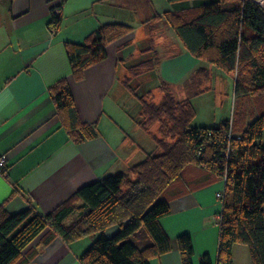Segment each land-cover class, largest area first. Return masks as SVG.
<instances>
[{"label": "crops", "instance_id": "0c3cea01", "mask_svg": "<svg viewBox=\"0 0 264 264\" xmlns=\"http://www.w3.org/2000/svg\"><path fill=\"white\" fill-rule=\"evenodd\" d=\"M211 1L65 0L60 30L53 34L47 24L50 8L58 0H0V154L6 155L8 168L6 175L0 172V203L5 201L9 213L31 206L47 214L81 186L158 153L150 135L157 132V126L149 131L139 126L141 103L137 97L150 90L153 96L158 93V98L154 96L158 101L162 82L178 100H190L193 120L200 122L194 126L213 127L232 119L235 75L190 54L163 17L167 11L193 10ZM107 22L126 23L132 30L108 43L106 57L87 67L76 80L65 41L84 42ZM146 48L150 50L144 51ZM153 53L159 57L154 69H142L134 76L129 73L128 68L150 59ZM199 69L209 75L200 85L205 90L193 95V76ZM63 77L78 117L96 125L97 137L76 143L60 126L49 87ZM125 79L131 89L125 86ZM249 108L243 103L240 109ZM255 116L249 113L246 123ZM181 180L185 190L170 197V212L160 219L171 248L151 258L150 264H182L176 239L183 233L192 239L193 264H199L203 254L216 261L217 216L222 207L216 194L223 190L224 179L190 165ZM115 231L112 227L105 234ZM44 234L24 249L26 255L34 253L27 264H81L80 254L96 237L66 243L57 236L44 244ZM132 241L139 248L149 243L144 233ZM232 255L234 264L239 255L243 264H251L246 245L234 244Z\"/></svg>", "mask_w": 264, "mask_h": 264}, {"label": "trees", "instance_id": "16d2710c", "mask_svg": "<svg viewBox=\"0 0 264 264\" xmlns=\"http://www.w3.org/2000/svg\"><path fill=\"white\" fill-rule=\"evenodd\" d=\"M64 1L50 8L47 25L53 34L60 30ZM163 17L190 54L235 75L236 101L252 98L256 116L246 123L242 102L231 120L213 127L192 126L195 110L188 98L178 100L165 82L158 87L162 93L158 101L148 90L137 97L138 124L145 131L158 124L150 135L159 152L81 186L47 214L31 206L9 213L1 202L0 264H27L34 253L26 255L24 249L42 233L44 244L57 236L66 243L96 236L80 254L81 264H150L151 258L171 248L160 219L170 212V197L185 190L181 176L190 165L224 179L217 258L213 262L203 254L199 264H234L236 243L248 247L251 264H264V11L255 0H212L193 10L167 11ZM131 30L126 23L107 22L84 42L65 41L73 77L80 80L87 67L106 57L108 43ZM158 61L153 53L128 71L134 76L142 69H154ZM208 75L205 69L195 72L193 95L205 90L200 85ZM128 82L124 80L131 89ZM49 92L60 126L74 142L99 135L95 124L78 117L66 78L54 82ZM112 227L116 231L107 236L105 230ZM139 233L149 240L143 248L132 241ZM176 241L182 264H193L190 235L180 234Z\"/></svg>", "mask_w": 264, "mask_h": 264}, {"label": "rangeland", "instance_id": "374dc122", "mask_svg": "<svg viewBox=\"0 0 264 264\" xmlns=\"http://www.w3.org/2000/svg\"><path fill=\"white\" fill-rule=\"evenodd\" d=\"M231 85V84H230ZM154 96L156 98H158V93H154ZM231 96H232V92L229 93V99H231ZM235 97V96H234ZM249 101H247L246 99H244V101H240V100H237L235 99V106L237 105V108L240 107V105L242 104V102L244 104H247L250 106L249 110L246 111V109L244 110L245 114H246V117L249 113L253 112L255 115H256V110H255V107H254V103H253V100L252 98H249L248 99ZM199 107V106H198ZM253 119V118H252ZM252 120H250L251 122ZM196 122L197 123H200L197 119H194L191 123L192 126L196 125ZM155 125L158 127V124L157 123H154L153 126H151V128H153V130H155ZM262 142L264 144V130H263V137H262ZM237 261H238V264H243L244 263V260H243V257L242 255H239V257L237 258Z\"/></svg>", "mask_w": 264, "mask_h": 264}, {"label": "built area", "instance_id": "2783aa9c", "mask_svg": "<svg viewBox=\"0 0 264 264\" xmlns=\"http://www.w3.org/2000/svg\"><path fill=\"white\" fill-rule=\"evenodd\" d=\"M255 2L263 9L264 11V0H255ZM231 136V133H228V137ZM239 138V136H237ZM8 168H7V157L5 154H0V172L4 175L7 174ZM217 197L222 200L223 197V190L220 192H217ZM217 219H219V215L217 216Z\"/></svg>", "mask_w": 264, "mask_h": 264}]
</instances>
